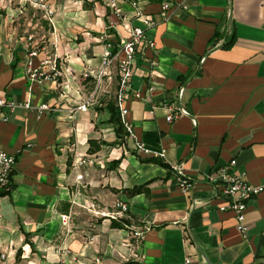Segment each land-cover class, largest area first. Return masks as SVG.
Masks as SVG:
<instances>
[{"label": "crops", "instance_id": "crops-1", "mask_svg": "<svg viewBox=\"0 0 264 264\" xmlns=\"http://www.w3.org/2000/svg\"><path fill=\"white\" fill-rule=\"evenodd\" d=\"M128 1L117 16L105 0H0V97L32 107L8 122L0 110V145L17 159L0 190V264H257L264 191L248 203L245 240L206 180L236 160L264 186V0H166L165 22L163 0H138L158 24L148 32L155 46L135 60L132 85L155 91L152 102L126 104L132 138L110 108L117 79L95 98L85 77L102 68L106 41L143 27ZM32 48L42 83L27 76ZM51 57L57 78L43 66ZM170 104L191 117L168 123ZM177 164L197 183L187 195Z\"/></svg>", "mask_w": 264, "mask_h": 264}, {"label": "built area", "instance_id": "built-area-1", "mask_svg": "<svg viewBox=\"0 0 264 264\" xmlns=\"http://www.w3.org/2000/svg\"><path fill=\"white\" fill-rule=\"evenodd\" d=\"M105 2L115 15H121L118 0H105ZM128 2L134 9L136 17L141 20L143 27L132 28L129 31L128 37L123 38L122 43L118 45L111 41H106L105 51L102 57V68L99 71L86 73L85 77L92 76L96 81L94 92L95 98L98 96V93L103 90L104 79H107L109 82H112L114 78L117 79V106L127 135L132 138L134 136V130L132 124L127 120L129 110L126 108V104L131 100L152 102L151 95L155 91L154 87H151L148 90V94L145 95L141 89L134 88L132 85L131 80L134 74L135 60L139 55L144 57L145 49L153 48L155 46V44L148 39V32L154 29L158 23L153 17L148 16L144 12L138 0H129ZM172 9L173 7L170 2L166 0L162 1L159 16L163 22L168 21ZM30 42H32L31 38ZM30 46L32 47L33 45L30 44ZM37 56L38 49L32 48L29 52L30 60L27 63V76L31 83H42L43 80L46 79L45 73L42 71L43 68L34 69L33 67L32 59ZM44 65L51 67V70L53 71L52 77L57 78L60 76L57 67V60L55 58H48L43 62V66ZM183 92L184 88H181L178 94L179 100L182 98ZM18 109L31 110L32 107L28 103L20 104L6 101L0 97V110H6V113L2 118L3 122H8L10 115L14 114ZM80 109H87V105H83ZM164 109L166 111V121L168 123H173L175 120L182 117H191L189 111L185 110L178 104L164 105ZM46 110L47 107L42 106L37 111L42 113ZM138 148L145 153L149 152L142 144H139ZM165 155L166 151H162L159 156L164 159ZM16 164V157L7 153L0 145V190L5 191L10 187ZM172 170L177 176L180 191L187 195L192 189H194L197 183L192 177L186 174L183 165H172ZM206 184L214 191V196L216 198L220 197L225 200V204L222 205L219 210L221 212H232L235 215L237 230L243 238L247 240L249 232L248 225L246 224L248 203L264 191V186H254L250 184L245 175L237 170L236 160H232L227 166L208 175ZM116 207L121 212L128 211V205L124 202H117ZM142 236L143 233L136 234L137 239L142 238ZM5 258L6 255H2V259ZM185 264H194V262L192 258L188 257L185 260ZM257 264H264V257L258 259Z\"/></svg>", "mask_w": 264, "mask_h": 264}, {"label": "trees", "instance_id": "trees-1", "mask_svg": "<svg viewBox=\"0 0 264 264\" xmlns=\"http://www.w3.org/2000/svg\"><path fill=\"white\" fill-rule=\"evenodd\" d=\"M110 108H111V110H112L114 116H117V117H118L120 126L124 128V125H123L122 120H121V115H120V111H119V109L116 107L115 104H111V105H110ZM124 129H125V128H124ZM124 135L126 136V135H127V132L124 133ZM115 164L117 165V163H115ZM4 194H5V193L0 194V195L2 196V195H4Z\"/></svg>", "mask_w": 264, "mask_h": 264}]
</instances>
